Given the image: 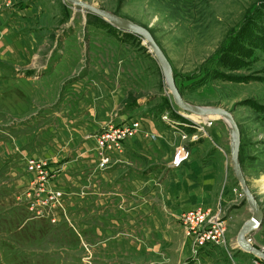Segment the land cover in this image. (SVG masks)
<instances>
[{"label": "rangeland", "instance_id": "obj_1", "mask_svg": "<svg viewBox=\"0 0 264 264\" xmlns=\"http://www.w3.org/2000/svg\"><path fill=\"white\" fill-rule=\"evenodd\" d=\"M85 1L148 27L168 56L186 100L222 106L233 113L241 132L243 172L264 210L263 0ZM46 5L50 20L38 30L44 53L53 50L56 56L51 66L60 61L61 68L72 71L61 91L78 95L72 89L77 85L84 92L80 82L90 76L96 92L100 87L111 88L110 94L123 92L118 112L138 110L137 115L161 119L180 109L143 38L66 0H43L42 6ZM32 72L33 77L39 76ZM7 91L11 109L20 116L31 109L34 98L42 97L39 88L22 84L0 91V102L5 101ZM5 107L0 104V264H91L86 248L90 245L80 226L83 212H78L80 216L69 211L74 203L81 208L83 200L71 201L67 185L53 181L48 191L40 192L39 179L52 177L50 169L55 168L44 166L45 173L30 168V158L49 161L41 148L42 120L36 114L17 120ZM210 118L212 124L205 125L206 129L219 128L225 137L216 144L224 145L230 159V182L237 187L233 193L241 194L242 204L247 205L232 167L228 126L222 118ZM115 123L105 121L95 136ZM49 191L61 195L50 198ZM250 215L248 210L246 217ZM259 242L262 245L257 246H264V229ZM91 251L93 258L101 256L99 248Z\"/></svg>", "mask_w": 264, "mask_h": 264}, {"label": "crops", "instance_id": "obj_2", "mask_svg": "<svg viewBox=\"0 0 264 264\" xmlns=\"http://www.w3.org/2000/svg\"><path fill=\"white\" fill-rule=\"evenodd\" d=\"M42 3L12 0L0 23V91L26 84L39 88L42 97L34 98L22 116L11 109L8 91L0 104L17 120L32 114L42 120L41 148L49 160L47 168H55L50 169L52 177L46 178V184H66L71 201L83 200L81 208L74 203L69 211L83 212L80 226L91 247H86L91 264H264L238 243L239 231L252 211L248 203L242 204L241 194L233 193L237 187L230 182V159L224 145L216 144L225 141L219 128L193 141V127L137 115L138 110L118 112L123 92L110 94L111 88L106 87L96 92L90 76L80 82L84 92L75 84L73 93L78 95L61 91L72 71L61 68L60 61L51 66L53 50L44 53L38 30L50 16ZM32 70L39 76L30 75ZM130 119L140 120L136 136L102 166L96 131L105 121ZM181 149L180 161L175 163ZM195 208L222 211L226 244L200 245L185 234L182 217ZM260 228L252 235L256 245H262L259 237L264 226ZM96 248L101 256L93 258L91 249Z\"/></svg>", "mask_w": 264, "mask_h": 264}, {"label": "water", "instance_id": "obj_3", "mask_svg": "<svg viewBox=\"0 0 264 264\" xmlns=\"http://www.w3.org/2000/svg\"><path fill=\"white\" fill-rule=\"evenodd\" d=\"M72 5L80 6L102 18L106 19L112 25L124 31H129L139 35L147 42L150 50L158 61L163 75L166 80V86L171 92L175 104L183 111L200 117H209L210 115H219L227 124L230 134V153L233 171L236 179L241 185L242 192L246 197V201L252 210V216L243 224L238 234L239 245L254 254L257 258L264 261V253L259 246L251 241L253 233L256 232L264 222V210L259 204L256 195L250 189L247 179L244 175L241 160H240V146H241V132L240 127L233 115V113L222 107L216 105H196L186 100L181 93L174 76L172 64L162 49L160 44L155 39L150 29L144 25L136 23L135 21L121 16L113 11L98 7L85 0H66ZM249 235H251L249 237Z\"/></svg>", "mask_w": 264, "mask_h": 264}, {"label": "built area", "instance_id": "obj_4", "mask_svg": "<svg viewBox=\"0 0 264 264\" xmlns=\"http://www.w3.org/2000/svg\"><path fill=\"white\" fill-rule=\"evenodd\" d=\"M11 3L12 0H0V23L2 22V14L4 10H6L7 7L11 6ZM173 113L175 114L174 116H172L171 114H164L161 116V119L175 126L181 123L185 124V126L195 128V132L192 135L193 141H197L202 136L206 135L207 129L205 125L210 126L212 124V119L210 117H200L199 120H196L190 118V115L186 114L181 109H177L175 110V112L173 111ZM177 117H179V119ZM186 120L190 122V124L184 122ZM139 129L140 120L131 119L123 123L112 124L109 127L103 129L100 133L98 132L96 135V142L101 150V165L107 166L111 162L112 153L116 151L121 152L123 150L125 142L128 139L136 136ZM182 150L183 149L177 152L174 160L175 163H178L180 161ZM29 164L31 165L30 168L32 170L40 171V173H45L43 170V167L46 166L45 161H37L36 158H30ZM39 182L42 186L40 187V192L46 190L48 191L46 184L47 180L44 175H42L41 179H39ZM60 195V191L56 193L53 191H49L50 198H54ZM222 217L223 215L221 210H218L216 212H213L211 209L206 208H195L188 210L182 217L185 234L189 237L194 238V240L200 245H203L206 242H214L224 245L227 242V226L226 224H224ZM250 239L253 242V238L250 237ZM260 249L264 253V246H260Z\"/></svg>", "mask_w": 264, "mask_h": 264}, {"label": "bare ground", "instance_id": "obj_5", "mask_svg": "<svg viewBox=\"0 0 264 264\" xmlns=\"http://www.w3.org/2000/svg\"><path fill=\"white\" fill-rule=\"evenodd\" d=\"M191 116H192L193 118H195V117L200 118V116L195 115V114H192ZM209 117H212V118H214V119H216V118H221L219 115H210ZM205 118H207V117H205ZM195 119H196V118H195Z\"/></svg>", "mask_w": 264, "mask_h": 264}, {"label": "trees", "instance_id": "obj_6", "mask_svg": "<svg viewBox=\"0 0 264 264\" xmlns=\"http://www.w3.org/2000/svg\"><path fill=\"white\" fill-rule=\"evenodd\" d=\"M261 8H263V15H262V18H263V23H264V0H263V3H262ZM257 10H259V9L257 8ZM261 11H262V10H261ZM263 27H264V26H263Z\"/></svg>", "mask_w": 264, "mask_h": 264}]
</instances>
